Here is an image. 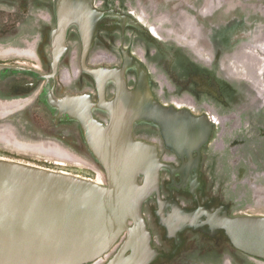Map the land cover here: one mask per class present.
Returning a JSON list of instances; mask_svg holds the SVG:
<instances>
[{"label":"flooded vegetation","instance_id":"af4514ba","mask_svg":"<svg viewBox=\"0 0 264 264\" xmlns=\"http://www.w3.org/2000/svg\"><path fill=\"white\" fill-rule=\"evenodd\" d=\"M199 1V5L195 4ZM210 1L205 0V8ZM186 2L0 0L1 129L10 126L33 135L39 140L37 143L57 144L66 150L69 149L63 143L80 144L89 156L86 157L101 167L88 148L80 123L62 99L68 95L88 96L94 103V116L107 122L100 98L110 101L115 84L111 80H98L89 69L121 67L126 57H134L146 69L156 101L211 121L207 141L198 152L192 153V157L199 158L201 182L186 188L178 184L187 156L181 157L168 147L158 127L145 122L134 124L133 137L154 144L165 164L160 170L159 197L174 200L184 208L202 204L214 209L223 204L231 215L248 214L241 209L233 211V204L223 200L219 178L225 174L242 179L256 200L259 193L262 194L259 199L264 200V6L258 4L260 9L251 11V15L259 17L257 21L248 16L247 10L241 23L232 24L229 13H224L225 20L214 16L218 7L213 14H201L204 0ZM185 8L194 12L192 18H179V12L183 13ZM159 17L166 19L159 22ZM81 18L85 19L83 26ZM203 18L210 22H199ZM245 20L262 26L245 28ZM166 24L176 25V34L183 32V28L196 35L204 33L198 40L205 39L213 53H197L194 49L202 47L198 40L196 46L176 41L168 36L174 28ZM232 32L246 41L240 49L235 42L240 37L234 35L228 40ZM233 50L238 51L232 58ZM221 55L225 56L223 62ZM233 62L239 70L233 67ZM136 79L135 69H127L129 88L134 87ZM46 151L66 155L55 147ZM223 151L224 156L217 154ZM37 153L30 158L36 163L9 160L68 172L60 169V160ZM257 201L255 205L260 203ZM245 205L247 211L252 210L253 204ZM160 210L156 195L143 205L150 243L158 252L150 264H232L236 258L264 264V259L235 248L223 232L168 228L159 219Z\"/></svg>","mask_w":264,"mask_h":264},{"label":"water","instance_id":"95a60500","mask_svg":"<svg viewBox=\"0 0 264 264\" xmlns=\"http://www.w3.org/2000/svg\"><path fill=\"white\" fill-rule=\"evenodd\" d=\"M129 68L137 74L132 88ZM89 72L115 84L110 101L100 98L107 122L94 116L86 95H68L62 102L80 123L106 181L0 158V264H150L158 252L150 243L143 205L153 195L168 228L223 232L238 250L264 259V214L231 215L223 204L184 208L162 200L165 164L154 144L132 135L139 122L158 127L168 147L188 158L178 186L193 187L201 181L199 158L192 153L207 141L211 121L156 101L148 73L134 57H126L121 67Z\"/></svg>","mask_w":264,"mask_h":264},{"label":"rangeland","instance_id":"374dc122","mask_svg":"<svg viewBox=\"0 0 264 264\" xmlns=\"http://www.w3.org/2000/svg\"><path fill=\"white\" fill-rule=\"evenodd\" d=\"M202 2V0H201ZM186 3H190V0H187ZM253 3H257V4H253ZM264 6V0H211L210 3L207 5V7L205 8V0L200 8V12L201 14H210L214 12L215 8L218 7L217 10H215V15L218 18L219 17H223L222 20L225 18V14L224 13H229L228 17L230 16L232 21L231 23L233 24L234 21L235 23H241L243 18L246 17V13L248 10V16L253 20V21H257L258 18H256L255 15H251V11H258V4H261ZM197 5L200 4V1L195 3ZM221 7V8H220ZM186 9V8H185ZM188 10V11H186ZM183 10V13L179 12V18L186 16L187 18H192L194 14L193 11H190L189 9ZM224 10V12H223ZM230 11V12H229ZM177 15V13L175 14V16ZM206 16V15H205ZM209 16V15H208ZM213 16V15H212ZM227 17V18H228ZM162 20L159 17V22H163L164 17H161ZM177 18V17H176ZM179 18H177L179 20ZM214 20H217L216 18H213ZM225 20V19H224ZM264 21V19H262ZM199 22L202 23H207L210 22V20L207 18H203V19H199ZM193 23H195V21H193ZM245 24V25H244ZM168 26H170V28H174V29H170L168 36H173L175 38V40L178 42H186L188 41L189 44H191L192 46H196L198 44H196L195 42L198 40V38H201L202 36H204V33L200 32L199 35L193 34L191 32H187L184 28H183V32L181 33H177L175 32V30L177 31V27L176 25L174 26V24H166ZM181 25V24H180ZM243 27L248 28V26L250 27H261L262 24L260 23H256V22H251L249 20H245L243 23ZM182 27V26H181ZM198 27V25H197ZM201 27V26H200ZM249 27V28H250ZM202 27L200 28V31ZM235 32H232L228 35V37H230L228 40L231 41V37L234 35L236 37H240L239 39H235L237 42V44L239 45L237 48H241V46L246 42L244 40H242L241 36L237 35L236 33L233 34ZM181 38H184V40H182ZM208 39L210 40V38L208 37ZM199 44L202 45L201 49L199 48V46L196 47V49H193L199 53L201 55V52L204 55H208L209 52H212V47L208 44H206L207 42L205 41V39H201L198 40ZM173 45V44H171ZM224 45V44H223ZM227 46L224 45V47ZM264 46V45H263ZM235 49V48H234ZM225 50H223L224 52ZM238 50H236L237 52ZM234 52V50H233ZM234 52L232 54V58L233 55L236 53ZM223 55H225L223 53ZM221 55L220 60L221 62H223V56ZM210 57V56H209ZM234 65L233 67L237 68L239 70V68L235 65L236 63L233 62ZM240 85V84H239ZM2 127H0V158H6V159H17V160H21V161H29L30 163H36L35 161H33L32 158L33 156L39 155L37 152H43L46 154L47 158H56L58 160L61 161V165H60V169H63L64 171H68L69 173L72 174H76V175H80L83 177H90L91 179L94 180H98L101 182H104V178H105V174L103 169L94 161H92L90 158H88L89 156L86 154V150L85 148L80 147V144L75 145V146H71L69 144L63 143L62 145L66 148H68L69 150L63 149L62 147H60L57 144L54 145H49V144H43V143H37L39 142V140H36L35 138H33V135H28V133L21 131V130H16L13 129L12 127H8L7 129H1ZM49 147H55L58 148L59 150H61L62 152H64L66 155L65 156H58L57 154H53V153H49L46 150ZM37 151V152H36ZM226 152V151H225ZM219 155L224 156V151L220 154L217 153ZM88 156V157H86ZM226 158V157H223ZM222 162V161H221ZM242 162V159H241ZM240 164H244L241 163ZM225 163V162H223ZM252 169V168H251ZM257 170H260L259 168H257ZM224 174V173H223ZM221 179V183H222V187H221V196L223 197V200L225 202H230L233 204L232 206V210L236 211L237 209H241V211L244 212H249L252 214H264V200H260L259 198L261 197V193H259V195L257 196V200L260 202L258 203V205H255V202L257 201L253 195L251 190H249V186L247 184V182H245L242 179H239L237 177H229L226 176L225 174L223 175V177L220 176ZM259 187H262L261 185ZM257 201V202H258ZM245 204H253L252 210L247 211L244 207L246 206ZM235 205V206H234ZM145 211V210H144ZM144 213H147L146 211ZM232 264H253L251 261H249L248 259H245L243 262L241 260H239V258H236L233 262H231Z\"/></svg>","mask_w":264,"mask_h":264}]
</instances>
